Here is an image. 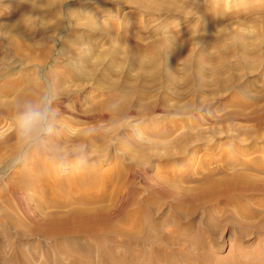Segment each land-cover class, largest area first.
I'll return each instance as SVG.
<instances>
[{"label":"rangeland","instance_id":"374dc122","mask_svg":"<svg viewBox=\"0 0 264 264\" xmlns=\"http://www.w3.org/2000/svg\"><path fill=\"white\" fill-rule=\"evenodd\" d=\"M46 1L38 0L42 7L35 8L22 0L0 2V191L4 190L0 194V264H52L51 259L40 257H51L57 252V246L51 243L57 245L58 241L47 243L46 238L36 237L38 234L26 228L21 230L22 225H15L14 218L4 216L5 211L22 216L14 212V208L18 212L19 209L12 191H19L25 202L32 199L26 203L36 204L50 198L45 196V190L51 187L58 188H54L58 194L77 197L98 187L108 193L115 182L124 180L128 187L113 209L118 217L131 208L135 193L144 201L159 200L163 209L157 214L144 212L151 233L146 239L134 241L133 250L140 251V243L142 250L156 246L159 242H153L151 234L162 240L173 231H183L194 234L208 249L203 254L206 264H264V218L244 231L238 227L244 222L235 220L237 212L219 201L209 200L191 212L188 202L173 195L168 197L167 189L155 184L159 179L168 187V183H173L172 175L179 176L178 170L164 172L166 166L195 165L194 172L202 170L197 161L203 157L201 148L177 161L163 159L177 149L171 138L186 130L194 138H203L204 149L213 147L218 141L216 136L222 138L220 141L233 136L246 138L242 132L251 123L240 122L236 131L231 122L223 119L232 109L230 94L264 109V0H147L148 8L129 0ZM163 3L172 5L171 10ZM108 15L110 27L93 30L94 19L99 24ZM14 23L17 26L12 30ZM165 32L174 39L161 50ZM11 35L14 43L9 39ZM19 43L21 50L15 46ZM152 45L159 48L158 53H153ZM46 84L51 86L57 115L49 146L69 149L74 144H87V161L73 156L66 169H60L43 149H34L20 164L32 183L18 185L15 171L2 174L18 151L12 130L15 106L27 99H38ZM226 98L229 100L224 105L221 101ZM105 101L109 102L107 106ZM210 104H214L211 112L207 110ZM144 106H153L148 115ZM120 109L121 113H116ZM167 127L171 132L161 137ZM82 133L93 138L89 140L92 142L80 140ZM196 143L199 141L192 143L194 147ZM149 155L154 158L149 164H136L139 157ZM33 171H42L45 179L53 181L42 186L32 177ZM194 172L181 173L201 177V173ZM63 176L69 177L65 194L60 186L52 184ZM192 184L186 181L181 186ZM176 202L182 206L177 208ZM239 211L247 217L253 212L251 208ZM20 216L19 224H23L26 217ZM172 218L176 220L170 221ZM124 219L119 225L129 228L132 221ZM188 225L186 232L184 227ZM162 248L164 252L171 250ZM63 251V255L70 252ZM62 262L66 263V259Z\"/></svg>","mask_w":264,"mask_h":264},{"label":"bare ground","instance_id":"6f19581e","mask_svg":"<svg viewBox=\"0 0 264 264\" xmlns=\"http://www.w3.org/2000/svg\"><path fill=\"white\" fill-rule=\"evenodd\" d=\"M125 1L126 3L128 2V0ZM46 2H48V0ZM129 2L134 3L135 5L141 8H145L146 6H149L148 3L149 1L147 0H129ZM171 6L172 5L168 4L165 5L164 7L167 10H171ZM16 26L17 24L14 23L12 30H15ZM78 36L79 35H76V37ZM261 38L264 40V35ZM9 39L12 43L15 42V37L13 35H11ZM242 45H244V43H242ZM15 46L17 47L18 50L22 49L20 43L15 44ZM153 49H154L153 52L154 54H156V52L158 53L159 48H157V46H153ZM215 74L217 75V73ZM25 91H27V93L25 92L27 95L28 89H25ZM22 93L25 94L24 92ZM239 97L240 96H238L237 94H230L229 96L230 100L226 98L224 99V101H221L224 105L227 102L225 100H229L231 101V103H233L231 111L225 114L223 116V119L225 121L231 122L232 125L235 126L234 130L236 131L240 129L239 128V126H241L240 122H246L249 124L251 123L247 128H245L246 131L242 132L244 133L246 138L233 136V138L231 139L228 138L220 141L222 138L216 136L219 142L218 141L214 142L213 147L211 146L207 149H204L202 147L203 138L200 137L194 138L193 137L194 135L193 136L191 135V131L189 129L186 130L179 137L171 138L173 139L172 140L173 144L177 145V149L174 152L167 153V155L163 159L164 160L166 159L167 162L177 161L179 159L184 158L188 153L193 154V151L196 150L197 148H201V150H204L203 154L202 155L200 154L203 157H200V159L197 161L198 163H200L199 165L202 166V170L194 172L197 170L196 169L197 166L195 167V165L194 166L186 165V167H180L178 165L177 166L171 165L168 167L166 166L164 168V172L168 173V171H170L171 169H174V171L178 170L180 172L178 174L179 176L177 175H172V177L170 176L171 181L170 180L169 181L173 183H170L171 185H169L168 183V187L167 185L162 183L159 179L155 180V184L156 185L158 184V186L161 187L163 186L164 188H166L168 197L169 195H173L176 197H180L182 199L181 202H184V200L188 202L191 205L190 206L191 208H189V211L191 212H194V210L196 209L195 207L197 206H204L205 203L209 200L219 201L226 208H230L237 212L235 216V220L237 222H241V221L244 222V224L238 225V227L241 230L243 229L244 231H247L245 227L254 225L257 223L256 221H259L260 219L264 218V109L259 108L257 103H250L245 100H242ZM23 98L21 99L24 100ZM105 103L102 104H104L105 106H107V103L109 104V102L107 101H105ZM8 107L12 108V106H8ZM213 107L214 104H210V106H207V110L210 111L213 109ZM143 109L144 112H146L145 115H148V113L151 112V110L153 109V106L152 108L145 107ZM121 111H122L121 109L117 110L116 113L119 112L118 114H120ZM235 121L239 123H236ZM169 129L170 127H167L165 133H163L161 137L167 136L166 135L167 132H168L167 134L169 135V133L171 132V130ZM83 134L84 133L81 134L82 139L80 140H83L84 138L85 140L83 141H87V140L89 141L93 139V138L91 139L90 137H89L90 139H88V135L86 137V134H84V136ZM153 140L154 139H152L151 141ZM156 141H160V140H156ZM196 141H199V143H196L197 145L196 147H194L192 143ZM139 158H140V160H138L139 163L136 162V164L139 165L142 163L149 164V162H151L152 159H154L151 157V155L143 156ZM38 162L42 163L43 161H38ZM91 164L93 165V163ZM210 164H214V166L211 167ZM78 169L80 170V168ZM10 171L13 172L15 171L14 173L15 175L14 174L13 175L19 181L18 185H25L26 181L28 182L30 181L25 177L27 171L25 170L26 171L25 173L24 168L21 167V165L13 167L9 164L8 167L4 169V171H2L3 172L2 174L5 176V174L9 173ZM190 171L194 173H201V177L196 179L193 176L183 174L184 172H190ZM41 172L42 171H40L39 174L38 172L35 171L33 173L34 176L31 174L32 177H35L38 183L44 186L50 183V181L51 182L53 181V180L48 181L47 179H45L42 176ZM96 174L97 173H95V175ZM82 175L83 176L86 175V177L89 176V175L87 176V174L85 175L82 174ZM68 178L67 177L65 178L64 176L58 177L57 179L54 178L56 180L52 184H54L56 187L60 186L64 191V194L68 193V186L66 185V181L68 180ZM186 181L188 182L192 181L194 182V184L186 187L181 186V183H184ZM126 184L127 183L125 180L121 182H115L110 192L108 193L106 192L104 193V191L106 190L103 188L100 189L98 187L95 189L96 191L89 190V192H87L88 194L87 193L83 195L77 194V197L70 195H61L62 192L61 194L60 193L58 194V192L56 191L58 188L56 189L55 187H51L47 189L48 190L47 192L45 190V196H49L50 198L34 202L36 204H33L32 202H30L29 204L26 203L29 199L25 202L26 199L24 198L22 199L21 197L22 195H20L19 191H12L11 192L12 198H14L13 202H15L16 207L19 209L18 212L17 210H15L16 208H14V212H17L16 214L20 213L22 215V216L19 215L20 218L25 216L26 219L23 224H19L20 223L18 220L19 216L18 217L14 216L15 214L10 213L11 211L10 212L5 211L4 216L14 218L12 220L15 223V225L17 226L22 225L21 230L26 228L27 230L28 229L32 230L33 233L38 234L36 235V237L46 238L45 241L47 243H51L52 241H56V242L58 241L57 245L51 243L53 247L56 248L57 246L56 249L57 252L55 254H53L51 257L50 256H43V258L40 257V259H45V258H49V260L51 259L53 262L52 264H62V263L63 264L66 263L67 264H141V262L145 260V258L146 260L147 259L149 260V261L147 260L145 264H206L207 263V261L205 260L206 258H204L205 255L203 254L205 251L207 252L208 249L206 250L204 244L196 240L194 234L192 235V233L191 234L186 233L188 234L186 235L183 233V231L171 232L170 235H167L162 239L163 243L162 240L159 238V236L155 237L153 234H151L149 235V238L150 239L152 238L153 242H159L156 244V246L149 247L148 250L146 249L142 250L143 247L139 246L141 244L140 243L138 244V247L139 249L141 247V250L140 251L133 250L134 245L132 244L134 243V241H138V239L140 240V238L143 237L144 239H146V236L148 237L147 233H151V231L147 228L148 226L146 222L144 221V219L146 218L144 214L145 213L157 214L159 211H162L163 209H162V204L159 200L153 198L152 199L147 198L149 202L152 201L149 203L148 201H144V199H141L140 195H137L138 193H135V197H133L132 199L131 208L127 212H125V215H123V217L122 216L118 217L119 213H114L113 209L115 205L118 204V199L123 193L124 188L128 187L126 186ZM13 190L16 189L13 188ZM2 192L0 191V194H2ZM9 195L7 194V198ZM9 198H11V196ZM3 204L5 205L6 203ZM175 205H177L176 206L177 208H180L182 206L181 203L177 204V202ZM242 208H251L253 210L252 215L247 217L243 215V213L241 214L239 210H242ZM185 211H186L185 213L188 212V210ZM177 212L180 217H183V215L178 210ZM127 218H129L130 221H132V224L130 223L131 224L130 226L131 228L129 227L130 229L126 228L125 226L119 225L121 220L123 219L127 220ZM171 220L174 221L176 220V218L174 219L172 218L170 219V221ZM175 224L177 225L178 222ZM260 224H262V220ZM189 227L190 225L185 226L184 231L187 232L189 230L188 229ZM115 237L117 238V240H114ZM79 244H82L81 246L83 247H78ZM160 244H162V246H160ZM166 246L171 248L170 252L163 251L162 247H166ZM120 248L125 252L121 253ZM66 249L70 252L63 255L64 252L63 250ZM64 259H66V263L62 262ZM26 264L29 263L26 262ZM142 264H144V262Z\"/></svg>","mask_w":264,"mask_h":264},{"label":"clouds","instance_id":"9594fccd","mask_svg":"<svg viewBox=\"0 0 264 264\" xmlns=\"http://www.w3.org/2000/svg\"><path fill=\"white\" fill-rule=\"evenodd\" d=\"M22 2L27 3L31 8L42 7L38 4V0H22ZM108 17L109 15L101 20L99 24L94 19L95 26L93 30L97 27H110ZM173 39L174 37L165 32L162 37L161 50L168 47ZM53 103L51 86L46 84L45 90L38 99L28 100L17 105L12 130L18 141V151L10 161L11 166H19L34 149H43L48 154V158L60 169H66L68 160L73 156L83 162L87 161V144H74L69 149L60 146H49V138L54 135L56 130L57 115Z\"/></svg>","mask_w":264,"mask_h":264}]
</instances>
